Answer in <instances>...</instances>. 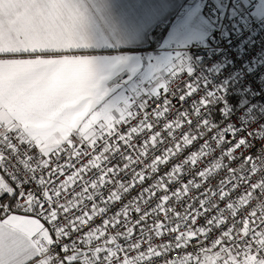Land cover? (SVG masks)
Returning <instances> with one entry per match:
<instances>
[{
  "label": "snow or ice",
  "instance_id": "6c2138e0",
  "mask_svg": "<svg viewBox=\"0 0 264 264\" xmlns=\"http://www.w3.org/2000/svg\"><path fill=\"white\" fill-rule=\"evenodd\" d=\"M89 19L85 0H0V264H264V157L242 155L233 167L249 141L240 137L225 149L223 135L205 139L214 132L202 115L209 99L161 130L169 99L151 116L145 99H110L99 58L83 51ZM127 59L107 60L108 75ZM170 71L175 77L182 69ZM161 89L168 91L160 81L148 97ZM196 91L187 84L179 100ZM134 107L145 110L143 119L122 134L117 126L130 124ZM200 162L206 166L194 172ZM223 170L215 187H205ZM177 203L186 205L183 213ZM213 229L219 235L203 247L200 238ZM166 234L168 242H153Z\"/></svg>",
  "mask_w": 264,
  "mask_h": 264
},
{
  "label": "built area",
  "instance_id": "2783aa9c",
  "mask_svg": "<svg viewBox=\"0 0 264 264\" xmlns=\"http://www.w3.org/2000/svg\"><path fill=\"white\" fill-rule=\"evenodd\" d=\"M205 10L207 16L213 21V25L203 40L192 41L187 44L172 43L169 46L150 50L152 57L159 56L164 52L179 54L188 64L187 68H181V73L175 77L171 75L164 82L168 91L165 92L161 89L158 98H149L148 96L151 94H136L130 90L128 92L129 100L132 103H139L145 99L148 103L146 111L151 116L153 109H162L164 99H169L171 101L169 113L159 121V127L156 129L161 130L163 124L170 119H175L179 111L187 110L191 113L192 103L201 98L209 99L210 103L202 111V115L210 118L214 132L206 135L205 139H209L211 135H223L226 138L225 149L231 147V143L240 137H245L249 141L246 148L242 147L235 153L237 160L232 166L238 167L242 163L240 159L242 155H251L254 158L264 157V10L259 11L257 0H207ZM152 57L148 60L145 59V62H152ZM125 77L126 75L120 76L111 84L126 86ZM134 81L138 82V78H134ZM187 84L195 85L197 91L196 94L181 102L179 96L184 94ZM133 111L137 115L130 121L129 125L117 126L122 134L127 131L128 127L136 126L143 119L145 110L134 107ZM150 122L152 121L150 120ZM184 130H187V125H185ZM150 134L147 133L146 135ZM146 135L134 137L133 142L136 143L140 139L146 138ZM201 143L203 140L196 141L178 159H183L184 156L197 150ZM160 147L162 149L164 146ZM217 156H219V152L213 159ZM152 158H154V154L150 152L146 162L150 163ZM178 159H173L169 165L161 166L159 174L170 170L171 164L178 162ZM118 162L113 160V163ZM225 163L228 161L225 160ZM205 166L204 162L198 163L194 172L203 170ZM187 167L190 169L192 166ZM194 172L191 176H186L183 179L186 181L189 178H194ZM157 175L153 174V179ZM224 175H226V170L218 173L205 187L209 185L215 187L218 180ZM152 182V180L145 181V186ZM178 186V184L173 183L171 190H175ZM142 187L134 189L124 198V202L131 196H135L137 192L142 190ZM77 190L79 189L77 188ZM162 194L158 193L157 198L150 202L149 207L154 206L158 202L159 195ZM197 194L198 192L195 190L190 193L192 196ZM238 195L239 193L234 194V196ZM120 206L121 204H117L112 207L110 214L117 211ZM176 207L178 211L183 213L186 205L181 206L177 203ZM162 218L161 216L160 219ZM99 222L97 220L95 223ZM204 224L205 220L200 219L197 227ZM218 235L219 231L213 229L208 237H201L200 239L204 241L202 246H209L211 240ZM169 240L170 236L166 234L162 238H155L153 242L159 244ZM195 244V241L191 242L189 251L196 250Z\"/></svg>",
  "mask_w": 264,
  "mask_h": 264
},
{
  "label": "crops",
  "instance_id": "0c3cea01",
  "mask_svg": "<svg viewBox=\"0 0 264 264\" xmlns=\"http://www.w3.org/2000/svg\"><path fill=\"white\" fill-rule=\"evenodd\" d=\"M259 11L264 10V0H257ZM88 5L89 23L86 39L87 54L98 57L97 67L107 78L101 81L106 87L112 77L108 75L106 61L126 52L138 51L143 59L152 56L153 49L172 43L187 44L203 40L213 25L207 16V0H85ZM135 50V51H133ZM167 53V52H166ZM157 58V71L144 72L148 92L161 81L166 82L172 75L170 68H187L182 58L166 56ZM179 59V60H178ZM111 94V89L106 87ZM127 94V93H126ZM128 95V94H127ZM2 174V173H0ZM43 222V221H42Z\"/></svg>",
  "mask_w": 264,
  "mask_h": 264
},
{
  "label": "rangeland",
  "instance_id": "374dc122",
  "mask_svg": "<svg viewBox=\"0 0 264 264\" xmlns=\"http://www.w3.org/2000/svg\"><path fill=\"white\" fill-rule=\"evenodd\" d=\"M164 53L166 56H171L173 58H181L179 54L175 55L169 52ZM122 55L127 56L128 59L122 64L118 65L117 69L112 72V77L108 78L109 81L106 86L111 89V94L110 92H108V97L112 100H115L118 105H123L125 100L130 102L128 93L130 90L134 91L136 94H146L149 89L147 84L145 83L146 80L144 78V72L148 71L147 74H153L158 69L157 58L154 60L155 62H145V59L148 60L152 56H147L145 59H143V56H141L138 51H136V53L126 52ZM173 64L174 65L170 69H174L176 67L175 62ZM123 75H126V86L118 85L116 83L111 84L112 81ZM134 78H138V82H135ZM106 87H101V89H106Z\"/></svg>",
  "mask_w": 264,
  "mask_h": 264
},
{
  "label": "clouds",
  "instance_id": "9594fccd",
  "mask_svg": "<svg viewBox=\"0 0 264 264\" xmlns=\"http://www.w3.org/2000/svg\"><path fill=\"white\" fill-rule=\"evenodd\" d=\"M261 208H264V202L261 203Z\"/></svg>",
  "mask_w": 264,
  "mask_h": 264
}]
</instances>
